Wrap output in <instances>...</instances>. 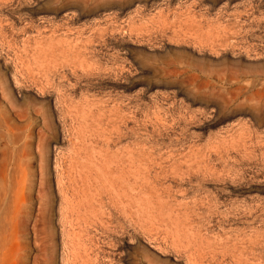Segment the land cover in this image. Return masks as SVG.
Listing matches in <instances>:
<instances>
[{"label": "rangeland", "instance_id": "obj_1", "mask_svg": "<svg viewBox=\"0 0 264 264\" xmlns=\"http://www.w3.org/2000/svg\"><path fill=\"white\" fill-rule=\"evenodd\" d=\"M0 264H264V0H0Z\"/></svg>", "mask_w": 264, "mask_h": 264}, {"label": "bare ground", "instance_id": "obj_2", "mask_svg": "<svg viewBox=\"0 0 264 264\" xmlns=\"http://www.w3.org/2000/svg\"><path fill=\"white\" fill-rule=\"evenodd\" d=\"M121 2V1H120ZM81 6V5H80ZM72 151V150H71ZM73 152V151H72ZM70 152V153H72ZM65 153V152H64ZM74 154V153H73ZM72 157V156H71ZM80 157V156H79ZM58 163V162H57ZM59 165V167H58ZM57 165L58 171H59V178H58V187H59V192L62 194L64 193L65 189H67V184L63 180V175L65 174V166L64 162L60 161L59 164ZM58 173V172H57ZM66 179V178H65ZM75 191V190H74ZM68 198V197H67ZM68 206V205H67Z\"/></svg>", "mask_w": 264, "mask_h": 264}]
</instances>
